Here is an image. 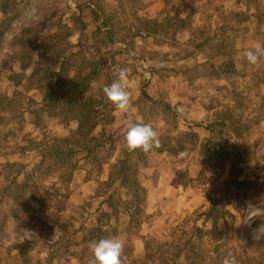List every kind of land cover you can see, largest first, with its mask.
<instances>
[{
  "label": "rangeland",
  "instance_id": "1",
  "mask_svg": "<svg viewBox=\"0 0 264 264\" xmlns=\"http://www.w3.org/2000/svg\"><path fill=\"white\" fill-rule=\"evenodd\" d=\"M5 27L0 264H90L92 242L114 235L123 264H264V56L247 59L264 47V0H0ZM54 53L71 55V78L98 72L91 131L43 106ZM119 68L127 115L102 92ZM128 120L161 147L131 153L126 185L112 173Z\"/></svg>",
  "mask_w": 264,
  "mask_h": 264
},
{
  "label": "trees",
  "instance_id": "2",
  "mask_svg": "<svg viewBox=\"0 0 264 264\" xmlns=\"http://www.w3.org/2000/svg\"><path fill=\"white\" fill-rule=\"evenodd\" d=\"M14 6L16 5L15 2H13ZM17 15H14L12 17H9V20H13L16 18ZM7 27H5L3 30L0 29V37L4 34V31ZM23 33V32H22ZM105 33V39H108L111 41V38L109 36L108 32ZM55 35L50 36V40L54 39ZM22 37L15 38V41L18 40L19 42L22 41ZM25 45V44H24ZM70 45L69 42L66 43V46ZM25 50V47L22 49V51ZM29 52V51H28ZM71 55L67 54H57L54 53L53 55L45 58L46 59V67L40 70L42 75V85L46 87V92L44 95L43 100V106L48 111L51 112L52 115H63L68 119H76L79 122V128H82L83 126H88L89 131H91L97 124L96 118L98 116L97 107L93 106L98 101H94V95L91 94L92 88V81L94 77L97 76L98 72L94 68L91 71L84 73L83 71H77L74 76L71 78L69 77V73L67 72L65 65L70 60ZM37 62V61H36ZM28 67H32V74L26 78L31 79L34 77V75L37 73L36 65L28 63H21L19 65L20 70H25ZM15 77H22L23 73L16 72L13 73ZM67 79V88L64 89V86L61 84L65 79ZM29 79V80H30ZM64 79V80H63ZM76 98V102H66L63 104L62 109H59L55 106L57 102H62L64 98ZM73 98V99H74ZM94 99V100H93ZM103 135V134H102ZM91 140H96V137H90ZM70 141V140H69ZM86 153L89 154L94 149L93 147H86ZM138 152V158L142 157V153ZM135 152V153H137ZM134 153V154H135ZM63 156H68L70 154V151H65V153H62ZM131 153L126 152L125 158L118 161V168L112 173L114 176L117 175V178L122 184H128L130 181V175H132V172H130V169H132L131 166L128 165V161H130ZM115 167V166H114ZM134 171V170H133ZM114 178V179H117Z\"/></svg>",
  "mask_w": 264,
  "mask_h": 264
},
{
  "label": "clouds",
  "instance_id": "3",
  "mask_svg": "<svg viewBox=\"0 0 264 264\" xmlns=\"http://www.w3.org/2000/svg\"><path fill=\"white\" fill-rule=\"evenodd\" d=\"M264 56V47L257 46L255 50L247 53V59L253 65ZM116 79L105 85L102 92L112 108L120 115H127L132 109L131 94L127 90L129 69L116 70ZM180 109H178L179 111ZM124 148L129 153L137 151L148 154L161 147L157 131L151 124L126 122V131L123 137ZM126 240L122 235L101 238L91 244L92 261L90 264H123L122 254Z\"/></svg>",
  "mask_w": 264,
  "mask_h": 264
}]
</instances>
